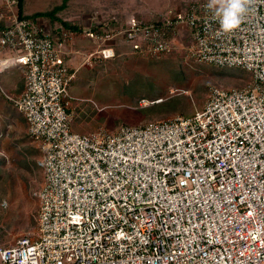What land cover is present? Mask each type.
Here are the masks:
<instances>
[{"label":"built area","instance_id":"1","mask_svg":"<svg viewBox=\"0 0 264 264\" xmlns=\"http://www.w3.org/2000/svg\"><path fill=\"white\" fill-rule=\"evenodd\" d=\"M208 2L54 32L43 18L21 17L18 0H0V52H17L0 72L25 67L23 92L7 97L44 171L37 233L1 246L0 264H264V0H250L228 33ZM180 35L196 60L252 80L211 86L191 116L73 130L67 58L78 37L94 44L89 65L114 58L120 42L136 56H162Z\"/></svg>","mask_w":264,"mask_h":264},{"label":"rangeland","instance_id":"2","mask_svg":"<svg viewBox=\"0 0 264 264\" xmlns=\"http://www.w3.org/2000/svg\"><path fill=\"white\" fill-rule=\"evenodd\" d=\"M190 1L193 0H69L57 15L79 23L82 31L100 21H122L133 16L151 19ZM61 3L62 0H26L24 13L30 16L46 12ZM43 19L51 28L54 26L49 19ZM178 40L174 51L157 57L136 56L120 42V50L112 59L86 65L88 51L70 61L67 58L69 67L78 68L69 87L73 130L92 132L104 127L115 131L122 125L139 126L178 114L191 116L204 107L211 86L242 87L252 80L251 72L242 68L196 60L188 51L189 36L180 35ZM142 99H147L149 105L141 106ZM155 100L159 102L152 103ZM15 108L9 105L6 111L17 117L19 111ZM0 118L1 247L14 244L19 237L36 235L37 192L43 184L44 171L38 163L41 154L30 136L15 125H3L1 120L5 118Z\"/></svg>","mask_w":264,"mask_h":264},{"label":"crops","instance_id":"3","mask_svg":"<svg viewBox=\"0 0 264 264\" xmlns=\"http://www.w3.org/2000/svg\"><path fill=\"white\" fill-rule=\"evenodd\" d=\"M93 45H94L93 42H91L87 38L78 37L75 40V42L69 46V48L72 49V53L71 55L68 56L69 59L68 61L75 58L74 56L77 54L78 55L82 54L84 51L85 52L91 51L94 47ZM16 57H17V52L9 48L4 49L0 52V60L2 61L7 59L11 60L13 58L16 59ZM69 68H70V72H75V71L77 72L78 70V68L73 69L72 66H70ZM25 84H26V70L25 67L18 62L10 63L9 66H7L4 70L0 72V90H2V86L4 87V92L0 91V115L5 118V120L3 119L1 120V122L3 123V125H7V124H10L12 126L15 125L20 132L23 131L24 133L29 135L27 132V122L24 115L18 109L17 110L19 111V115L17 117L16 116L12 117L6 111L9 105H11V107H15V105L7 97V95H12V96L20 95L25 88Z\"/></svg>","mask_w":264,"mask_h":264},{"label":"clouds","instance_id":"4","mask_svg":"<svg viewBox=\"0 0 264 264\" xmlns=\"http://www.w3.org/2000/svg\"><path fill=\"white\" fill-rule=\"evenodd\" d=\"M250 0H209L206 7L219 16V23L225 33L235 30L247 12Z\"/></svg>","mask_w":264,"mask_h":264},{"label":"trees","instance_id":"5","mask_svg":"<svg viewBox=\"0 0 264 264\" xmlns=\"http://www.w3.org/2000/svg\"><path fill=\"white\" fill-rule=\"evenodd\" d=\"M69 0H62V3L59 5L54 6L52 9L46 11V12H40V13H35L33 15H26L24 13V5L26 0H18L19 4V12L21 17H43L46 19H49L52 23H55L54 26L52 27V30L55 32V28L57 25L62 26L65 29L73 30V31H79L82 29V27L79 25V23H72L67 20L61 19L57 13L64 10L67 7V3ZM0 27L2 28L1 24Z\"/></svg>","mask_w":264,"mask_h":264}]
</instances>
